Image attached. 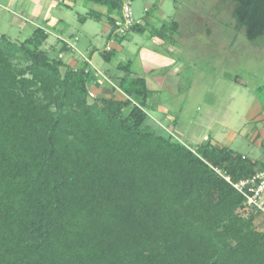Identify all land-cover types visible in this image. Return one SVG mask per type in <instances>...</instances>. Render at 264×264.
<instances>
[{"label":"trees","instance_id":"trees-1","mask_svg":"<svg viewBox=\"0 0 264 264\" xmlns=\"http://www.w3.org/2000/svg\"><path fill=\"white\" fill-rule=\"evenodd\" d=\"M85 2L106 7L116 30L122 0ZM234 2L237 26L257 42L264 0ZM178 29L150 33L168 43ZM48 38L39 28L21 42L0 34V264H264L255 226L264 213L225 179L252 177L264 157L209 139L192 148L153 125L154 91L131 61L116 78L128 99L90 103L89 64L50 57ZM18 52L28 63L21 69Z\"/></svg>","mask_w":264,"mask_h":264},{"label":"rangeland","instance_id":"rangeland-1","mask_svg":"<svg viewBox=\"0 0 264 264\" xmlns=\"http://www.w3.org/2000/svg\"><path fill=\"white\" fill-rule=\"evenodd\" d=\"M149 7L152 12L145 18ZM234 7V0H133L134 17L147 22V32H132L122 43L114 40L116 54L111 62L102 55L109 30L102 22H89L84 48L90 44L96 48L94 66L108 76L92 74L89 102L127 100L118 89L116 78L123 73L117 67L131 61L136 76L145 78L154 91L148 110L153 125L192 148L208 139H214L213 145L224 140L233 150L261 159L262 149L250 135L254 123L247 113L256 100L264 106V36L249 41L233 18ZM12 19L0 8V34L19 42L30 37L32 29L21 32ZM173 22L179 29L168 32V43L152 39L153 27ZM43 49L58 58V48L44 45ZM18 55L13 65L26 67L22 53ZM255 226L264 231V216L257 218Z\"/></svg>","mask_w":264,"mask_h":264},{"label":"crops","instance_id":"crops-1","mask_svg":"<svg viewBox=\"0 0 264 264\" xmlns=\"http://www.w3.org/2000/svg\"><path fill=\"white\" fill-rule=\"evenodd\" d=\"M0 8L13 16V25L19 27L18 29L21 32L25 31L27 27H30L32 29V34L38 28L48 33L49 38L45 45L49 46V49L51 50L55 47L58 48V59H61L66 66L73 69H81L85 63H88L90 70L93 73L96 71L99 75H103L94 66L93 57L96 48L93 47L92 44L88 45L87 48H84L85 38L88 39L87 33H90L87 27L89 22H102L104 24V30H109V34L107 35L109 42L106 47L107 50L105 51L114 50V47L117 46L114 40L119 41L118 35H116L115 30H113L108 21V9L97 4L87 3L85 0H0ZM91 12L101 14V18L92 19L88 17ZM151 12L152 8H147V16L145 18L149 17ZM73 17L75 21H71V18ZM85 17L86 19H83ZM16 18L19 19V22H17ZM142 21L144 22V25L148 26L147 22L144 20ZM106 33H108V31ZM51 37L53 38L52 41ZM152 39L158 41L157 38ZM158 42L159 44H163L161 41ZM110 45L113 46L111 47ZM64 48L65 50H63ZM95 76V78L98 79L97 74ZM103 77L106 78L108 76L105 73ZM247 119L250 123H254V128L250 135L253 137V140L255 139V141L258 142L260 149H262V158L255 160L247 154H241L250 158L254 162L263 160L264 106L258 100L254 102L251 108H249ZM212 141L214 142V139H212ZM220 141L222 143L220 142V144H216V146L232 149L226 144V141Z\"/></svg>","mask_w":264,"mask_h":264},{"label":"built area","instance_id":"built-area-1","mask_svg":"<svg viewBox=\"0 0 264 264\" xmlns=\"http://www.w3.org/2000/svg\"><path fill=\"white\" fill-rule=\"evenodd\" d=\"M144 22L134 17L133 0H122L121 17L116 21L115 33L125 37L129 35L135 26L143 25ZM93 96V93H90ZM238 192L246 198L247 208L256 207L264 213V169L257 171L252 177L233 183L231 178L225 176Z\"/></svg>","mask_w":264,"mask_h":264}]
</instances>
